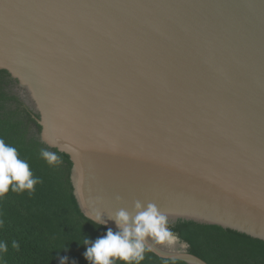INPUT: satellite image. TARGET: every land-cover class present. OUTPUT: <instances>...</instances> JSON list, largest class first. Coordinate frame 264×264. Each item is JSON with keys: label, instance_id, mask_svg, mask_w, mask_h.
I'll return each mask as SVG.
<instances>
[{"label": "water", "instance_id": "95a60500", "mask_svg": "<svg viewBox=\"0 0 264 264\" xmlns=\"http://www.w3.org/2000/svg\"><path fill=\"white\" fill-rule=\"evenodd\" d=\"M0 71L87 219L115 233L139 201L264 241V0H0ZM146 246L207 264L172 236Z\"/></svg>", "mask_w": 264, "mask_h": 264}, {"label": "trees", "instance_id": "16d2710c", "mask_svg": "<svg viewBox=\"0 0 264 264\" xmlns=\"http://www.w3.org/2000/svg\"><path fill=\"white\" fill-rule=\"evenodd\" d=\"M14 85L18 82L0 71V139L17 149L19 158L28 163L33 178L40 182L31 193L14 192L10 187L0 198V242L8 248L2 264H61L62 260L65 264H90L84 255L90 245H84V240L95 242L108 230L83 215L74 195L70 157L40 142L39 116L11 92ZM42 150L54 153L59 162L50 165ZM166 226L172 237L187 245L188 253L207 264H264V241L193 222ZM13 241L19 244L18 250L12 247ZM140 264L186 263L146 251Z\"/></svg>", "mask_w": 264, "mask_h": 264}, {"label": "clouds", "instance_id": "9594fccd", "mask_svg": "<svg viewBox=\"0 0 264 264\" xmlns=\"http://www.w3.org/2000/svg\"><path fill=\"white\" fill-rule=\"evenodd\" d=\"M41 155L50 165L59 162L58 157L47 150H42ZM39 182L38 178H33L28 163L19 158L17 149L0 139V198L10 187L14 192L28 190L31 193L34 191V185ZM135 210L133 215L121 208L109 217L115 220L119 231L114 233L108 230L105 236L96 239L95 242L84 240V245H90L84 253L90 264H116L117 261L124 264H140L144 259V253L150 251L146 246L148 238L163 243L166 238L171 237L172 234L166 226V217L154 204L149 203L143 207L137 201ZM89 219L98 224L104 222L98 211L91 213ZM2 226L3 221L0 220V227ZM12 247L18 250L19 244L13 241ZM7 251V245L0 242V264ZM61 264H65V261L62 260Z\"/></svg>", "mask_w": 264, "mask_h": 264}, {"label": "rangeland", "instance_id": "374dc122", "mask_svg": "<svg viewBox=\"0 0 264 264\" xmlns=\"http://www.w3.org/2000/svg\"><path fill=\"white\" fill-rule=\"evenodd\" d=\"M10 90L13 94L17 95L21 101H23L25 106L30 108L31 104L29 100L26 98L24 91L18 85L11 86Z\"/></svg>", "mask_w": 264, "mask_h": 264}]
</instances>
